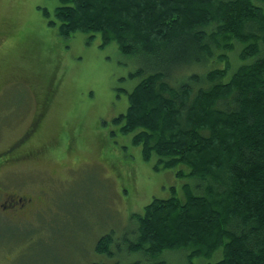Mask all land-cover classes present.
<instances>
[{
	"label": "trees",
	"instance_id": "16d2710c",
	"mask_svg": "<svg viewBox=\"0 0 264 264\" xmlns=\"http://www.w3.org/2000/svg\"><path fill=\"white\" fill-rule=\"evenodd\" d=\"M55 16L64 37L100 34L101 46L116 42L140 58L142 77L114 121L144 160L157 155L156 169L184 164L179 174L199 179L184 198L153 197L133 215L131 236L100 235L102 259L91 264L134 254L147 258L125 264H165L170 251L189 261L218 250L211 264H264V0H59Z\"/></svg>",
	"mask_w": 264,
	"mask_h": 264
},
{
	"label": "rangeland",
	"instance_id": "374dc122",
	"mask_svg": "<svg viewBox=\"0 0 264 264\" xmlns=\"http://www.w3.org/2000/svg\"><path fill=\"white\" fill-rule=\"evenodd\" d=\"M57 5L0 0V203L7 191L41 195L38 209H25L19 218L0 211V264H91L102 259L95 250L100 235L131 236L133 215L153 197L184 198V185L195 190L199 183L179 174L188 170L184 164L156 169L157 155L144 160L132 134L114 121L142 77L140 58L116 42L101 46L100 34L62 36ZM240 48L231 54L234 66ZM212 62L210 68L224 66ZM45 100L46 114L35 122ZM222 256L218 250L188 261L185 251H170L161 258L165 264H211ZM146 258L116 255L110 261Z\"/></svg>",
	"mask_w": 264,
	"mask_h": 264
},
{
	"label": "flooded vegetation",
	"instance_id": "af4514ba",
	"mask_svg": "<svg viewBox=\"0 0 264 264\" xmlns=\"http://www.w3.org/2000/svg\"><path fill=\"white\" fill-rule=\"evenodd\" d=\"M6 194V198L8 199H5L3 202L0 203V211L8 212L9 215L16 218H19L22 214V211L25 209H28L32 206H35L37 208L38 202L41 201V195L33 198L29 194H22L15 191H7ZM12 211H14V213H12Z\"/></svg>",
	"mask_w": 264,
	"mask_h": 264
}]
</instances>
